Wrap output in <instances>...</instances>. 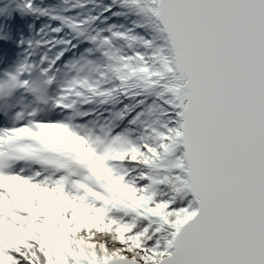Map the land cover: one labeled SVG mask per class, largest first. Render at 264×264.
<instances>
[{
    "label": "snow or ice",
    "instance_id": "1",
    "mask_svg": "<svg viewBox=\"0 0 264 264\" xmlns=\"http://www.w3.org/2000/svg\"><path fill=\"white\" fill-rule=\"evenodd\" d=\"M0 18V264H264V0Z\"/></svg>",
    "mask_w": 264,
    "mask_h": 264
}]
</instances>
